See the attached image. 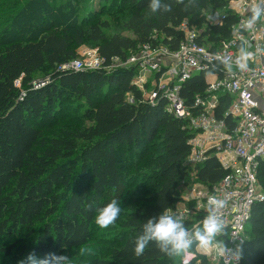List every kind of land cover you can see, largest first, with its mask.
<instances>
[{"label":"trees","instance_id":"16d2710c","mask_svg":"<svg viewBox=\"0 0 264 264\" xmlns=\"http://www.w3.org/2000/svg\"><path fill=\"white\" fill-rule=\"evenodd\" d=\"M111 1L118 12L127 13L120 30L132 37L121 33L108 37L110 23L101 19L76 25L80 18L75 16V10L53 20L55 25L65 18L73 25L72 33L60 27H43L38 32L37 27L25 40L6 41L0 36L3 259L19 260L16 253L23 241L30 242L23 245L24 257L35 252L39 258L49 252L65 255L91 244L96 209L112 199L122 206L129 196L130 179L120 170L119 156L124 152L143 156V150L157 143L158 154L142 172L148 177L149 189L133 199L125 215L123 238L111 248V257L97 259L93 264H183V256L169 258L154 243L139 258L133 248L148 218L163 212L176 215L182 200L181 183L193 171L186 165L191 134L185 121L166 111L163 99L154 105L128 101L127 94L134 92L131 83L135 68L113 73L108 68L114 59L126 60L146 44L158 43L177 50L184 40L179 30L184 22L203 29L201 44L229 40L237 17L227 11L231 0H198L197 6L188 11L174 0H166L173 3V10L163 15L151 14L150 0ZM17 3L23 5L24 0ZM93 12L89 9L90 16ZM215 12L226 17L221 24L207 25L208 14ZM84 45L98 48L103 60L101 69L62 70L78 58L77 49ZM45 70L51 71V76L43 85H34L37 75ZM205 91V76L198 75L184 85L182 96L187 105H192L194 98ZM71 98L83 104L77 109L82 110L80 123L75 125L64 118L63 107ZM136 99L140 101L141 95L136 94ZM221 112L222 109L218 115ZM196 172L198 180L208 186L219 183L227 173L214 157L197 166ZM258 176L264 187V162ZM93 201L94 206L87 209L86 205ZM241 253V264H264V202L256 203L252 209Z\"/></svg>","mask_w":264,"mask_h":264},{"label":"built area","instance_id":"2783aa9c","mask_svg":"<svg viewBox=\"0 0 264 264\" xmlns=\"http://www.w3.org/2000/svg\"><path fill=\"white\" fill-rule=\"evenodd\" d=\"M254 2H229L227 11L237 17L229 40L201 44L203 29L189 27L184 22L179 29L184 33V40L177 50L158 43L146 44L126 60L114 59L108 68L111 72L114 63L122 69L135 68L131 83L134 92L127 94L130 103L154 105L161 98L166 102V111L186 123L191 134L186 165L193 171L181 183V186L187 185L188 192L181 195L175 214L182 216L184 223H189L188 228L192 229L201 225L207 215L209 196L227 200L221 210L226 235L218 236L217 240L224 241L231 250L229 254L226 252L220 256L215 247L205 251L194 245L183 256V264H202L204 261L209 264H241L252 209L256 203L264 202V187L258 176L259 167L264 162V55L257 54L250 60L249 70L245 72L235 66L229 72L217 59L221 56L233 61L241 42L251 51L264 48V23L252 31H242L239 27L240 22L247 19V9ZM225 17L222 12L209 14L207 25L221 24ZM93 55L92 58L90 52L86 53L85 61L75 60L62 70L88 72L101 69L103 60L98 55V48ZM198 75L205 76L206 91L197 95L192 105H187L182 96L183 87ZM136 94L141 95L140 101H137ZM210 157L216 158L227 172L213 186L200 182L196 172V167ZM237 246L238 260L232 255Z\"/></svg>","mask_w":264,"mask_h":264},{"label":"rangeland","instance_id":"374dc122","mask_svg":"<svg viewBox=\"0 0 264 264\" xmlns=\"http://www.w3.org/2000/svg\"><path fill=\"white\" fill-rule=\"evenodd\" d=\"M17 1L19 0H0V36L6 41L13 39L25 40L27 37L29 39L31 31L37 27L38 32H40V29L43 27H60L62 30H68L69 33H72L73 31L70 29L73 25H69L68 22H65V18L58 24L56 22L54 25L53 22V20L63 18L62 14L67 15L69 11L72 10H75V16L80 18V22L77 21L76 25L88 21L89 19H101L110 23V29L107 31L108 37L115 33H121L124 36L132 37L130 33L121 32L120 30V26L127 18V13L118 12L117 5L111 0H24L23 5H20ZM38 5H40V7L37 8ZM89 9L95 11L93 12V16H90ZM42 16L47 19L45 22L42 20ZM96 49L97 48L86 45L78 48V58L75 62L85 61L86 53L89 52L93 58V51ZM121 69L122 67L118 63H114L111 72L113 73ZM51 73V71L45 70L43 73L38 74L34 80V85L44 84L51 76ZM80 105L83 104H78L71 98L68 99L63 107L64 118L70 121L71 125L80 123L79 115L82 110L77 111ZM157 145L158 144L155 143L143 150V156L137 154L132 155V153L127 152L119 156L118 162L120 170L127 180L130 179L127 201L121 206V213L116 222L108 228H101L95 222L94 238L91 244L87 247L65 254L69 257V264H93L97 259H108L111 257V248L123 238L122 229L125 215L132 207L133 199L149 189L150 182L148 177H145L142 172L147 168V162L154 159L158 154L159 146L157 147ZM186 192H188L187 185H182L180 187V194L183 196ZM186 207L188 206L186 205ZM24 243L30 245L28 241L22 242L21 250L16 253L19 260H10V262L0 256V264H18L19 261L24 260L30 253H27V256L24 257V252L26 250L23 249ZM82 249L84 250L83 254H81Z\"/></svg>","mask_w":264,"mask_h":264},{"label":"clouds","instance_id":"9594fccd","mask_svg":"<svg viewBox=\"0 0 264 264\" xmlns=\"http://www.w3.org/2000/svg\"><path fill=\"white\" fill-rule=\"evenodd\" d=\"M198 0H174L176 5H184V11L197 6ZM151 14H165L173 10V3L166 0H150L148 4ZM248 17L240 22V30L252 31L258 24L264 23V0H255L248 9ZM257 54L264 55V48L257 47L255 51L249 50L244 42L239 46V53L235 59L229 62L227 59L217 56L221 64L229 71H233V66L240 72L249 70V61L253 60ZM235 74V73H233ZM95 201L86 205L91 209ZM227 200L209 196L207 200V215L201 222V225L193 226L189 229L182 216L170 215L163 212L158 216L148 218L142 226L141 233L134 240L133 253L139 258L144 255L145 250L151 243H154L159 252L169 258H177L186 255L195 245L198 249L205 251L215 247L220 256L231 251L224 241H218V236L226 235V224L222 219L221 210L226 206ZM96 224L101 228H108L114 224L121 213L120 201L112 199L104 207L96 209ZM84 250H81V254ZM238 260L240 258L239 246L237 251L232 254ZM18 264H69L67 255H57L49 252L43 258L37 257L35 252L18 262Z\"/></svg>","mask_w":264,"mask_h":264}]
</instances>
